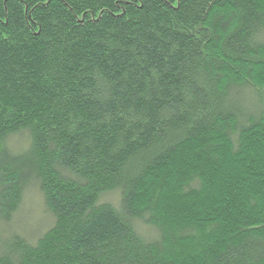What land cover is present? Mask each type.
<instances>
[{
	"label": "trees",
	"instance_id": "16d2710c",
	"mask_svg": "<svg viewBox=\"0 0 264 264\" xmlns=\"http://www.w3.org/2000/svg\"><path fill=\"white\" fill-rule=\"evenodd\" d=\"M0 264H264V0H0Z\"/></svg>",
	"mask_w": 264,
	"mask_h": 264
},
{
	"label": "rangeland",
	"instance_id": "374dc122",
	"mask_svg": "<svg viewBox=\"0 0 264 264\" xmlns=\"http://www.w3.org/2000/svg\"><path fill=\"white\" fill-rule=\"evenodd\" d=\"M119 197L116 194L108 195L104 200L117 203ZM54 224L50 215L43 211V202L39 193L34 190L24 196V203L17 220L11 230L22 236H29L31 232H45Z\"/></svg>",
	"mask_w": 264,
	"mask_h": 264
}]
</instances>
